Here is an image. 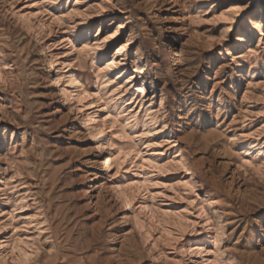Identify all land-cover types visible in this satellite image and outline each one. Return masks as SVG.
<instances>
[{"label":"rangeland","instance_id":"obj_1","mask_svg":"<svg viewBox=\"0 0 264 264\" xmlns=\"http://www.w3.org/2000/svg\"><path fill=\"white\" fill-rule=\"evenodd\" d=\"M0 264H264V0H0Z\"/></svg>","mask_w":264,"mask_h":264},{"label":"bare ground","instance_id":"obj_2","mask_svg":"<svg viewBox=\"0 0 264 264\" xmlns=\"http://www.w3.org/2000/svg\"><path fill=\"white\" fill-rule=\"evenodd\" d=\"M51 68H54V65L51 64L50 66ZM97 122L96 118H91L90 122H89V125L91 126V129H93V125H95V123ZM114 156H113V153L108 149L107 150V153H106V156L103 158V167L106 168V169H109L113 163H114ZM4 205H2V208H5V207H8L7 204L5 203H2Z\"/></svg>","mask_w":264,"mask_h":264}]
</instances>
